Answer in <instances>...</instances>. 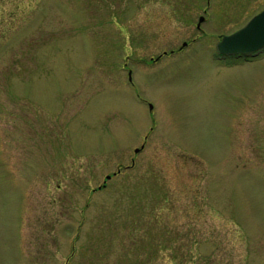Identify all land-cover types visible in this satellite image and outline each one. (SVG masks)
Instances as JSON below:
<instances>
[{
    "label": "rangeland",
    "instance_id": "1",
    "mask_svg": "<svg viewBox=\"0 0 264 264\" xmlns=\"http://www.w3.org/2000/svg\"><path fill=\"white\" fill-rule=\"evenodd\" d=\"M263 7L4 6L0 264H264V53L214 58Z\"/></svg>",
    "mask_w": 264,
    "mask_h": 264
},
{
    "label": "water",
    "instance_id": "2",
    "mask_svg": "<svg viewBox=\"0 0 264 264\" xmlns=\"http://www.w3.org/2000/svg\"><path fill=\"white\" fill-rule=\"evenodd\" d=\"M204 18H205L204 15L199 17L198 19L199 22L197 24L198 28L201 27ZM187 43H188L187 41H184L183 46L187 45ZM263 48H264V8L261 12L253 15V18H251L248 22H246L243 27L234 31V33L224 34L220 38V40H218L216 43V49H218L219 52L223 54L255 53V51H258ZM165 52L167 53V51ZM128 74L131 80L133 74L132 71L129 70ZM139 149L140 148L136 149L135 152H138ZM133 163H134V159H133ZM118 172H120V170ZM110 178L111 175H109L106 180Z\"/></svg>",
    "mask_w": 264,
    "mask_h": 264
},
{
    "label": "flooded vegetation",
    "instance_id": "3",
    "mask_svg": "<svg viewBox=\"0 0 264 264\" xmlns=\"http://www.w3.org/2000/svg\"><path fill=\"white\" fill-rule=\"evenodd\" d=\"M263 8H264V7H263ZM262 10H263V9H261V10L258 11V12L253 13V15H255V14L261 12ZM253 15H251L250 18H249L247 21L244 22V24H245L246 22H248L251 18H253ZM244 24H242L240 27H238V28L235 29L234 31H236V30L240 29L241 27H243ZM231 33H234V32H231ZM231 33H228V34H231ZM224 34H226V33H224ZM224 34H223V35H224ZM223 35H222V36H223ZM222 36H220L219 39H220ZM172 52H174V51H172ZM261 53H264V48H263V49H260V50H258V51H255V53H245V54H237V53H235V54H226V53L223 54V53L219 52V50L217 49V52H216L214 58L218 59L219 61H224V62H225V60H228V61H229V60H235V58H236V59H241V61H244V62L248 61L247 63H249V62H251V61L256 60V56L259 55V54H261ZM166 54H167V53H166ZM159 58H160V57L157 56V57H155V58H151L150 61L155 62V61H157ZM129 70H130V69H129ZM129 70H128V71H129ZM75 252H76V250H74V251L72 252L71 256L68 257V258H69L68 260H71L72 256H74V253H75ZM66 264H69V261H67Z\"/></svg>",
    "mask_w": 264,
    "mask_h": 264
},
{
    "label": "trees",
    "instance_id": "4",
    "mask_svg": "<svg viewBox=\"0 0 264 264\" xmlns=\"http://www.w3.org/2000/svg\"><path fill=\"white\" fill-rule=\"evenodd\" d=\"M20 4H21V0H0V16L6 12V10L4 11V6H6V5L13 6L14 7L13 13H15L16 10H18V8H20ZM1 9H3V10H1ZM15 18L16 17L14 15H12V18H11L12 22H11V25H9V28H12L15 26V25H13L14 21L16 20Z\"/></svg>",
    "mask_w": 264,
    "mask_h": 264
}]
</instances>
